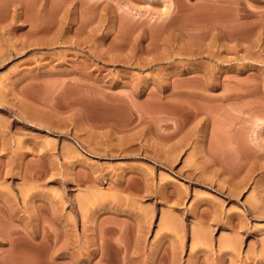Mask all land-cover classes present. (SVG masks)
I'll list each match as a JSON object with an SVG mask.
<instances>
[{"label":"rangeland","instance_id":"rangeland-1","mask_svg":"<svg viewBox=\"0 0 264 264\" xmlns=\"http://www.w3.org/2000/svg\"><path fill=\"white\" fill-rule=\"evenodd\" d=\"M0 264H264V0H0Z\"/></svg>","mask_w":264,"mask_h":264}]
</instances>
